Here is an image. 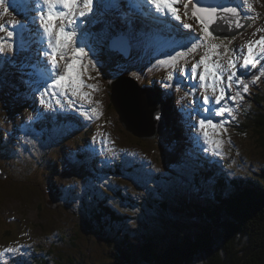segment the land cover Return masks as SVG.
<instances>
[{
  "label": "rangeland",
  "instance_id": "obj_1",
  "mask_svg": "<svg viewBox=\"0 0 264 264\" xmlns=\"http://www.w3.org/2000/svg\"><path fill=\"white\" fill-rule=\"evenodd\" d=\"M207 1L208 0H199V6H208ZM103 2L107 3L110 10H116L117 14L121 16L124 15L129 21L138 20L137 26L138 31L140 32H144V27L151 30L156 26H159V22L155 21L150 15L145 14L146 11L142 10L144 13L140 14L128 13L135 10L138 2L134 3L132 0H116L114 2L112 0H93L92 7L95 8ZM193 2L195 3V0H193ZM232 2L235 7H238V9L242 2L241 10L246 13L245 17L252 21L251 26L246 32L243 34L240 33L241 35L239 36L236 35L227 39H209L204 41L203 45L198 47L195 52H188L184 57H178L175 63L162 65L159 61L169 60V57L176 55L177 51L186 52L187 48L192 43H200V41L191 37L190 43H187L188 41L186 39L185 42L187 44H184L179 38H177V40H169V38H167L168 41L162 43L157 42L152 45L151 48L149 47V50H154L150 51V55H155V52H158V55H155V59H150L148 56L149 51L141 46L143 40H145L143 35H140V37L137 36L135 39L134 37L122 33L111 32L105 27L97 25L96 19L98 18V11L95 10L90 16L86 15L85 17L76 20L80 10H84V12L87 11L84 8L83 0H79L74 15L69 17V19L74 22L72 25L67 24L65 30L69 32L75 31L76 36L73 39L76 40L77 43L74 46L77 44L84 46L85 52L88 53L87 56L81 58L82 66L78 68L83 83L92 86L83 87L81 89V93L87 94L88 99H82L80 95H73L70 89L67 91V95H64L59 89L49 87V85L52 84V81L56 78L57 73L64 74L65 64L69 61L65 62V60H61L60 57L57 56L59 68L47 74H44L43 72V69L51 67V63L48 66L41 63L40 50H42L41 53L43 56L46 55L45 53L47 52L49 53L47 56H50L51 58V49L46 42L41 43L42 47H39L38 45L40 39H38L37 28L40 27L43 29V27L40 21L41 12L40 14L36 13L34 8L36 6L41 7L42 5L37 4L36 0H28L27 7L24 9H13L10 7L13 12L23 16L22 19L18 21V26H15L16 19L14 17L9 16L8 14L5 15L3 9H0V24H2L5 29L4 31H0V38H3L7 45H12L13 49L9 50V48L6 47L3 52H0V58L5 65L3 67L4 69H9L17 79L16 85L19 83L21 89H23L21 85L25 87L24 90L27 91L26 96L29 101L32 102V106L28 107L29 109L26 108L25 102L24 104L21 102L20 106L15 107V102L18 97L17 91L15 88H10L6 85L4 79H2L4 69L1 70L0 168L5 173V180L0 181V184L4 183V185H0V251H3L8 247L18 249V251L6 253L4 257L0 258V264H21V259L18 260L21 256H23L22 259H24L25 262L29 263L30 256L26 253L24 254V250L39 251L42 249H49L52 244H55V246L60 245L59 248H63V253L67 256H77L78 261L79 259L82 260V258H80V252L83 251L90 257L89 260L84 259L87 263L96 262L98 255H100V252H98L96 257V253L93 252L97 246V241L96 239H93L92 236H88V234L82 231L81 228L84 227L88 217L80 214V211L77 213L74 207L77 205L83 206L82 203L87 201L86 197L88 195H98L101 198L103 195L102 192L89 187L84 179L89 178L91 181L99 180V178L95 179L93 176L94 170L92 169L91 162L88 161L89 164L84 162L82 163V166V157L75 155L83 154L90 160L93 157V154H100V161H103V156L106 157L105 161L102 162L103 166L105 163H109L111 159H115L114 163H119L121 161L128 163L131 161L135 163V165H141L143 167H136V174L143 175L147 178L155 176L154 178L156 179L152 184L149 186L146 185L145 188L147 189L142 188L145 184L144 182L137 180V178H127L125 175L119 174L116 176L114 172L112 173V176L114 175L112 178H118L109 183L104 181L105 185H101V187H104L106 193L109 194L107 196L108 200H111L114 196V187L121 183H124L122 186L127 192H134L132 195L133 197L136 194L138 197L142 195L139 201L140 203L137 204L139 206L137 209L138 213L133 212V209H131V207L135 205L134 202H128L129 205L125 204L124 206L117 203L122 214L131 210L128 212L130 217L136 218L138 215L141 217L140 220L134 219L133 222L136 227L140 225L142 227L152 228L153 224L157 223V220L159 219L158 213L163 214L156 204L153 207L152 202L154 198L157 196L158 198H161L160 194L165 193L167 189L172 190L182 184L190 185L192 181L187 175H185V177L184 175L178 176V174H172L176 168V164H173L170 152H173L176 155L173 156V159H178V157H181V154L177 155L175 151L178 147H175L171 140L170 127L168 128L167 133H165L166 131L160 132L165 129V126L160 119H156V116L150 118L149 116L151 114L148 113L146 117H143L142 119L140 115H137V118L141 120L139 122H141L142 125L135 127V129L141 132H149L152 136L146 137L145 139L147 140H141L132 136L133 134L127 130L128 124L120 120V118L126 116V108L132 107L129 101L131 93H126V99L122 101L124 94L123 91L120 92L117 103H121L123 110L119 116L118 111L115 110L118 108L109 105L111 102V99L109 98L111 89L106 86L108 84L107 78L104 76L103 79L102 77V91L97 89L98 86L96 83L86 78L90 73L102 75L104 72H107L105 65H103L105 61L102 58V48L99 46L98 41H96L94 45L90 40L82 42L85 40L86 30L96 28L101 31H106L118 38L128 37L131 39L133 42H129L128 46L132 47L135 43L139 51V56L131 64V67L123 62H108V70H118V72L121 70L123 71L120 72L122 74L113 77L115 81H118L122 77H126L129 80V84L126 86L128 90L131 88H139L146 92H153L160 95L161 98L163 97L167 105L170 104L174 114L178 113L176 109L181 111L180 113L185 112L192 125L190 128L197 129L195 125H199V120L202 119V116L198 113H200V110H202L204 106V103L201 100V94L204 93V95H208V91L212 92L216 99V97L221 95L220 88H224V98L219 104L215 103L214 99V105H212L210 109L211 111H217V109L219 110L221 107L232 109V115L227 113V116L230 119H234V117L238 115L241 118V116H244V113L251 108L249 103L252 94L249 91L245 93L243 92L242 85L235 84L229 89L227 77L231 70L228 69V60H236L237 67L239 68V65L243 62L240 58L241 53L240 51H237L236 54L233 55L232 50L242 49L243 54H247V48L245 45L250 40H258L261 36H264V0H251L253 11L248 10L247 6L243 4V0H232ZM176 8L178 9L180 21L172 18L170 14L166 17H162L161 20L176 24L180 30H184L183 24H190L192 26V31L187 30L189 34H194L196 38L203 36L199 23L194 17H191L193 5L189 4L186 10L184 3L182 2L176 4ZM42 9L45 12L47 11L46 7ZM186 11L188 15H185ZM23 18H26L25 22ZM89 22H91V24H89ZM56 23L60 24L59 21ZM31 24L36 27L33 29ZM83 27H88V29L82 31ZM175 29H177V27H175ZM258 29L261 31H257ZM22 30L24 33H30L28 35L35 40V42H33L35 51L22 43L21 37L18 35ZM171 30H174V28ZM8 32H13V37L9 38L7 35ZM81 33L82 38L78 36ZM253 33H255V35H253ZM174 41H179V43H175ZM212 44L219 45L220 47L218 48L219 55L213 56L210 63H219L223 66L222 78L224 81L223 84L216 83L215 92L212 90L213 83H210L209 81L206 90L205 87L202 86L199 74L203 72V66L198 68L197 75L191 77L192 66L196 64L206 52H209V45ZM22 45L30 51L29 54L25 56L23 55ZM109 57L112 59L113 54H110ZM28 58H35V60L31 61L30 65H27L26 61L24 63V59ZM43 58L45 59V57ZM90 60L92 63H89ZM153 60L158 62H154ZM93 64L95 65V68H93ZM110 64L111 66L109 67ZM260 64L261 66L264 65V60H261ZM259 70H264L259 68V63L256 65V68H250L249 70L240 69V74L244 76L248 73H252L248 79H245V82L249 84L250 90H255L262 81L261 79L252 83V81L249 80H253L255 74ZM126 72L127 74H125ZM169 75L173 76L172 80L168 79ZM177 82L179 84H188V86H191L192 83H197L199 85L190 89L187 88V86L184 89L179 87ZM33 84H36V90H31V88L35 89V87L32 86L30 88V85ZM163 85L166 87H163ZM169 86H171L170 89L168 88ZM93 87L96 89L95 91L93 90ZM157 88L159 89V92L156 91ZM237 91L241 92L243 100L237 99L234 101L231 99V97L236 95ZM160 93H163V95ZM37 95L39 96L38 100L36 99ZM171 95L174 98L171 97ZM169 99H171V101ZM227 100H229L228 104H226ZM37 101L39 107H35ZM93 109H96L95 113L92 111ZM15 110L21 111L17 116L19 121L18 128L14 119ZM60 110H62V114L59 112ZM189 112H193L194 116L193 114H188ZM97 114H99L98 118ZM215 115L219 116L217 114ZM224 116L223 114L221 115V117ZM68 117L74 118L68 119ZM182 117L185 118L183 114ZM147 118L153 119L150 120L152 125L146 124ZM203 118L211 119L213 123L217 124L220 122V120L211 117L209 113L203 116ZM32 126L34 127L33 129L39 132H33ZM75 128L77 130L74 132L73 129ZM19 129L22 131V134L26 133V135L25 137L19 136V143L17 145V147L19 146V149H16L15 141ZM64 129H66V134L59 138H51L41 135L42 130H48L46 131L48 134L53 133L54 135L60 136ZM207 131L210 139L217 140L215 130L207 129ZM156 134H159L160 136L158 139L153 140V137ZM76 135H79V137L74 139ZM31 136L36 137L37 140L31 139ZM201 136L203 143H207L202 131ZM239 140L241 141L243 149L240 150V148H237L238 150L235 151L236 157L239 158L242 154L247 155L250 159L247 160L248 164L260 161L248 151L246 148V142L241 140V138H239ZM77 141H80L83 146H77ZM105 147H107L108 150H104L103 148ZM210 148H213V145L208 147V149ZM258 151L261 153V150ZM195 152L196 151L194 150V153ZM218 152L221 153V149H219ZM130 154H138L141 157L145 156V160L152 166L149 167L145 165L144 162L139 159L134 161L133 157L135 156ZM198 156L200 159H203L199 154ZM95 160L96 158L93 161ZM205 161L207 162V160ZM263 161L264 160L262 159L260 162L262 163ZM127 165L134 166L129 163ZM234 167L237 166L233 164V167H231L232 170H229L230 174L229 172L223 173V178L218 177V175H216L218 171H215L214 175L212 177L210 176L207 183L204 181V196L212 194L221 199H228L229 193L227 195L224 188H229V190L233 191L234 189H232L231 184L234 182L237 183V181H243L241 178L245 179L247 175H249L242 174L240 176L232 174ZM170 168L171 173L164 172L165 169L169 170ZM235 171L237 170L235 169ZM254 173L258 174L259 172L255 171ZM173 176L178 177L175 179ZM100 180H102V178ZM51 186L58 189V198L52 194L50 190ZM33 189H35V191H33ZM59 189L61 190V193ZM49 190L51 194H49ZM186 190L184 197L188 198L189 194L193 197L198 195L201 197L203 196L200 194V190L194 191L192 186ZM122 196L125 195L123 194ZM120 198L121 197H118V199ZM50 199H53L52 201L57 204L55 206V204L50 201L49 205H47L50 208H56L51 209L53 212L46 207V203ZM193 201L197 202L198 200L193 199ZM125 203H127V201ZM99 205L100 200H98L97 207H100ZM104 206L108 207V204ZM108 208L110 209V212L114 211L112 205ZM124 217L127 218L126 229H131L132 224L130 223L128 216L124 215ZM163 217L165 221L171 220V217L164 215ZM103 235L105 236L104 233ZM74 240H77L78 243H75ZM71 241L73 243L70 247ZM65 254L64 256L67 257ZM9 255H14L15 258L19 257L17 259H12ZM55 257H57V254L53 256V258Z\"/></svg>",
  "mask_w": 264,
  "mask_h": 264
},
{
  "label": "trees",
  "instance_id": "obj_2",
  "mask_svg": "<svg viewBox=\"0 0 264 264\" xmlns=\"http://www.w3.org/2000/svg\"><path fill=\"white\" fill-rule=\"evenodd\" d=\"M170 34L173 36L183 33L174 28ZM114 74L118 75V72ZM261 79L255 90L249 89L252 94L249 103L251 108L244 113L245 117L236 116L230 122L225 121L223 128L227 129L226 133L220 132L217 135L215 131L217 140L223 142L222 152L214 159L204 153L207 162L198 156L201 146L197 136L201 130L199 125H196L197 133L185 128L178 122L177 118L180 121V116L174 114L170 104L168 105L169 114L173 115L175 120L170 127L171 134L173 131L171 140L175 147H178L175 149L177 155L181 154L178 159H173L176 155L170 152L173 164H176L172 174L187 175L192 181L190 185L182 184L172 190L167 189L165 193L160 194L161 198L158 196L154 198L153 207L156 204L163 214L158 213L159 219L152 228L137 224L139 228L136 227L133 221L140 220L141 217L139 215L136 218L130 217L128 212L131 210L122 214L117 203L124 206L129 205L128 202H134L135 205L131 209L138 213L137 204L140 203L142 195L138 197L136 194L133 197L134 192H127L122 186L124 183H121L113 189L114 199L108 200L107 193L103 199L98 195H88L87 201L82 203L83 206L74 207L76 212L80 211V214L88 217L81 228L97 241L93 252L96 253V257L98 252L100 255L96 262L87 263L84 259L89 260L90 257L83 251L80 252L82 260L78 261L77 256H67L63 253V248L55 244L49 249L39 251L24 250V254L28 253L30 256L29 263L22 259L23 256L9 257L21 259V264H264V161L260 162L264 160V78L260 77L259 80ZM158 90L157 88L156 91ZM109 105L111 106L112 102ZM238 137L246 142L248 151L260 161L248 164L247 160L250 159L247 155L236 157L237 148L243 149ZM258 150H261V153ZM233 164L237 167H234L232 174L250 176L247 175L246 180L241 178L243 181L232 183L233 191L224 188L226 194L229 193L228 199H221L212 194L204 196V181L207 183L215 171H218L216 174L218 177L223 178V173L232 170ZM91 166L95 177L102 178L106 183L118 178L113 179L112 172L116 176L119 174L127 178H137L144 182L143 189H147L146 185L149 186L156 179L155 176L147 178L136 174L137 170L128 166L121 170L101 168L92 163ZM170 170L171 168L165 169L164 172L171 173ZM255 171L259 173L256 174ZM178 176L173 177L176 179ZM191 186L194 191L200 190L203 196L198 195L196 198L189 194L188 198L184 197L186 189ZM101 188L104 190V187ZM50 190L53 195L59 197L56 187L51 186ZM123 194L125 196H122ZM98 197L100 207H97ZM193 199L198 201L194 202ZM107 204L108 207L112 205L114 211L110 212V209L104 206ZM124 215L128 216L132 224L131 229H126L127 218ZM163 215L171 217V220L165 221ZM74 242L78 243L77 240ZM72 243L71 241L70 247ZM56 254L57 257L53 258Z\"/></svg>",
  "mask_w": 264,
  "mask_h": 264
},
{
  "label": "snow or ice",
  "instance_id": "obj_3",
  "mask_svg": "<svg viewBox=\"0 0 264 264\" xmlns=\"http://www.w3.org/2000/svg\"><path fill=\"white\" fill-rule=\"evenodd\" d=\"M37 4L42 3L46 6L47 11L45 12L41 9L40 21L44 30V34L48 38V47L51 49V69L54 71L59 68L57 63V56L61 60L67 59V52L70 49L72 53L71 62H66L64 74H56V78L52 81V84L49 87L53 89H59L62 94L67 95V91L70 89L73 95H80L82 99H88L87 94L81 93L83 87H92L85 85L81 79L80 72L78 70L81 67V58L87 56L88 53L85 52L84 46L77 44L74 47H70L73 43V38L76 36L75 31H66V24H71L73 21L69 19L71 15H74L76 6L79 3V0H36ZM184 3V7L187 10L188 5L192 4L191 17H194L200 25V30L203 33V36L197 37V40L200 43H192L186 50V52L177 51L176 55L170 56L169 60L159 61L162 65H167L170 63H175L178 57H184L188 52H195L198 47L203 45L204 41L209 39L215 40L219 39L218 36L214 34L213 31L209 30V26L215 24L217 20H228L231 18V25H234L236 28H242L244 25L240 22L241 13L238 10V7H227L222 5L217 6H199V0H147V3L152 5L156 15L153 19L157 22H160L162 17H166L169 14L177 21H180V16L178 14V9L175 7L178 3ZM84 8L88 11H92L93 0H83ZM28 0H0V9H3L5 15L8 14V9L11 7L13 9L21 8L24 9L27 7ZM243 4L247 6L249 11H253L251 0H243ZM221 13L225 15H221ZM84 15V12L80 13ZM185 15H188L187 11ZM190 17V18H191ZM60 22L59 28H57L56 22ZM230 25V26H231ZM183 28L189 31H192V26L190 24H183ZM4 26L0 24V31H4ZM257 31H261L258 29ZM8 37H13V32L7 33ZM255 35V33H253ZM22 38V36H21ZM181 39H189V37L184 36ZM179 43V41H174ZM12 49V45H7L3 38H0V52H3L5 48ZM219 45H209V52H206L200 60L194 64L191 68V73L193 76L197 75V70L200 66H203V72L199 74V79L202 82V86L207 89V81L209 78L214 82L212 86L213 92L216 91V83L223 84L222 78V65L219 63H210L213 56L219 55L218 48ZM245 47L247 48V54H243V50H232L233 55L237 51H240L242 59V64L237 67V61L233 59L228 60V69L231 70L230 74L227 77L229 89L232 85H242L243 92L247 93L249 91V84L245 82V77L240 74V69L249 70L250 68H256V65L260 63L261 60H264V36H261L258 40H250ZM48 55L49 53H45ZM89 63H92L90 60ZM86 67V66H85ZM264 69V65L261 66ZM93 68L95 65L93 64ZM260 76H264V70L260 72ZM260 76H254L252 83H255L260 79ZM169 80L173 79L172 75H169ZM93 90L96 89L93 87ZM221 95L216 97L215 103L219 104L220 101L224 98V88H220ZM232 100H243V96L240 91L236 92V95L231 97ZM43 103V101H42ZM204 105L212 103L209 97L205 96L203 100ZM205 111L209 109L205 108ZM228 111L229 115H232V109H225L221 107L217 111V115H222L225 111ZM94 113L96 109L92 110ZM99 114H97V118ZM91 118V117H88ZM159 115L156 116V119H159ZM199 128L202 131V134L205 138V141L213 145V153L219 154L218 150L222 148L223 142L221 140H213L209 138V133L207 129H213L216 131V134L219 135L220 132H227L226 128H223L222 124L213 123L211 119L202 118L199 120ZM230 142V141H229ZM18 251L15 248H5L3 251H0V258L4 257L6 253H13Z\"/></svg>",
  "mask_w": 264,
  "mask_h": 264
},
{
  "label": "bare ground",
  "instance_id": "obj_4",
  "mask_svg": "<svg viewBox=\"0 0 264 264\" xmlns=\"http://www.w3.org/2000/svg\"><path fill=\"white\" fill-rule=\"evenodd\" d=\"M134 3H137V5H139V6H137V8H136V12H142V10L143 11H146V14H150L151 15V11H150V9H148V8H144L143 7V5H142V3H141V1H145V0H132ZM223 1H225V2H227V4H228V7H234V5H233V2H232V0H223ZM218 2H219V0H212V4H214V6H217V4H218ZM40 5H42L41 7H39V6H36L35 8H34V11L36 12V13H40L41 11V9L42 8H45L46 6H44L42 3H40ZM241 7H242V2H241V5H240V7H239V11H240V13H241V17H242V19H240V22L241 23H243V21H250V25L247 27V29L251 26V24H252V21L250 20V19H248V18H246L245 16H246V13L244 12V11H242L241 10ZM81 11V10H80ZM80 11L78 12V13H80ZM152 16V15H151ZM195 19V18H194ZM227 24H228V26H230L231 25V19L230 20H227ZM32 25V24H31ZM231 28H236L234 25H231L230 26ZM144 29V31H148V29H146L145 27L143 28ZM177 29H179L178 27H177ZM236 29H238V28H236ZM246 29V30H247ZM180 30V29H179ZM210 30V29H209ZM246 30H244L243 32H241L242 34L244 33V32H246ZM174 30H170V31H168L167 33H166V36H167V38H169V40H177V38H179L180 39V41H182V42H184V44H187V43H190V41H191V37H194L195 39H197L196 38V36H194V34H189L188 32H187V30H180V32L181 33H183V34H181V35H171L170 33L171 32H173ZM37 32H38V34H40V35H42V33H43V30L42 29H40V28H37ZM36 32V33H37ZM187 32V33H186ZM239 35H241L240 33L237 35V36H239ZM184 36H187V37H189V39H187V43L185 42V40L186 39H181V37H184ZM234 37V36H233ZM219 38H221V37H219ZM228 38V37H227ZM226 38V39H227ZM229 38H232V37H229ZM226 39H224V40H226ZM129 50V49H128ZM130 51V50H129ZM150 51H154V50H150ZM156 51V50H155ZM48 60H49V58L48 57H45V59L43 58V57H41V59H40V61L43 63V64H47V62H48ZM154 62H158V61H156V60H153ZM1 65H2V67H1ZM3 66H5L3 63H2V59L0 58V73H2L1 72V70H3L4 69V67ZM259 68H262L261 67V64L259 63ZM262 70H259L256 74H255V76H260V72H261ZM3 74V73H2ZM125 74H127V72L125 73ZM251 74L252 73H248V74H246L244 77H245V79H248L250 76H251ZM193 75H191V77H192ZM197 77V76H196ZM261 78H264V76H260ZM2 79H4L3 77H2ZM197 79H198V77H197ZM254 79V78H253ZM249 80H251L252 81V79H249ZM248 80V81H249ZM208 81L210 82V83H214L212 80H211V78L210 79H208ZM208 81H207V84H208ZM177 85L179 86V87H182V88H184L185 89V87H187L188 86V84H183V83H178L177 82ZM199 84H197V83H192V85L190 86H188L187 88H193L194 86H198ZM32 87H35L34 85H32ZM163 87H166V86H164L163 85ZM169 89L171 88V86H169L168 87ZM141 90V89H140ZM206 90V89H205ZM131 93V96H130V98H129V101H130V104L131 105H133V104H135V103H138V104H136V105H134L133 106V109H134V112L133 113H131V115L130 116H124L123 118H120V120L121 121H123V122H125V123H131V122H133L134 120L135 121H141V120H138V118H137V115H140L141 117H142V119H143V117H145L144 115H146V113L149 111H152V112H156V114H158V113H160L161 112V109L159 108V103H164V105H165V107H166V109H167V114L169 115V113H170V110L168 109V105H167V103L165 102V100L163 99V97L161 98V96L160 95H158V94H156V93H153V92H148V93H150V94H153V95H156L159 99H157V100H154V99H152L151 97H147V96H145V95H143L142 93H140V92H138V91H135V90H133L132 92H130ZM164 93H165V91H164ZM208 95L206 94V95H204V93L203 94H201V100H202V102H203V100H204V97L205 96H207V97H209L210 98V100L212 101V103H210V104H208V105H204L203 106V109L202 110H200V112L202 113V118H203V116H205L207 113H209V115H211V117H213L214 119L216 118L217 120H220V122H219V124H222L223 125V123L225 122V121H228V122H230V120H232V119H230L228 116H227V113L226 112H224L223 113V116L224 117H221V115H219V116H216L215 114H216V112L218 111V109H217V111H211V106L212 105H214V99H215V95H213L212 94V92H210V91H208ZM128 94V93H127ZM161 95H163V93H160ZM171 97H173L172 95H171ZM174 98V97H173ZM172 98V99H173ZM174 100V99H173ZM113 101V99H111V102ZM175 101V100H174ZM229 103V100H227V103L226 104H228ZM234 104V103H233ZM112 106L114 107L115 105L113 104V102H112ZM205 108H207V109H209L208 111H205L204 109ZM116 111H118V114H119V116H120V114L122 113V106H120L118 109H115ZM184 111H186L185 109H183ZM176 111L178 112L176 115H179L180 116V121H179V118H178V122H181L183 125H184V127L185 128H188L190 131H193V132H195V133H197L198 132V127L196 126V128L197 129H195V128H190L192 125L190 124V120H189V118H187V117H182V113H180L181 111H179V110H177L176 109ZM227 111V110H226ZM155 114V115H156ZM191 114H193V116H194V113L193 112H191ZM239 116V115H238ZM236 117V116H235ZM234 117V118H235ZM226 123V122H225ZM146 124H148V125H152V122L151 121H147V123ZM169 127H171V124H169L168 123V127H167V130H168V128ZM128 130V129H127ZM167 130H166V132L165 133H167ZM130 132V131H129ZM130 133H132V132H130ZM199 134L197 135L198 136V138H199V140H200V144H201V146H200V151H199V154H200V156H202L203 158H204V160H207L206 159V157H205V155H204V153H206L207 154V156H209V155H211L212 156V158L214 159V157L215 158H217L216 156H218V154H216V155H214V153L212 154L211 152H213V148H210V149H208V147L209 146H211V144H209V143H203V139H202V136H201V130L198 132ZM133 134V136L134 137H136V138H138V139H141V140H147V139H145V138H141V137H139V136H137V135H135L134 133H132ZM164 135V134H163ZM160 135L159 134H156L154 137H153V140H156V139H158V137H159ZM189 144V143H188ZM96 148V147H95ZM104 150H108V148L107 147H105V148H103ZM98 151V150H97ZM100 151V150H99ZM193 153H194V151H193ZM100 155V154H99ZM99 155H95V154H93L92 156V158L90 159V160H88V161H90L92 164H95L96 166H100L101 168H104V167H110V168H112V169H119V170H121L123 167H126V166H128V167H133V168H135L136 169V167L137 168H139V167H142L141 165H135V163H133V162H128L129 164H132V165H134V166H129V165H127L128 163L127 162H125V161H121V162H119V163H114V160L115 159H111L110 160V162L109 163H105L104 164V166H103V164H102V162L103 161H105V159H106V157L105 156H103V161H100V158H99ZM120 155H122V154H120ZM130 155H133V156H135V157H133V160L135 161L136 159H139V160H141V161H143L144 162V164L145 165H147V166H152L149 162H147L146 160H145V156H140V155H138V154H136V155H134V154H130ZM96 158V160L95 161H93L94 159ZM199 159H200V157H199ZM120 163H122V164H120ZM127 163V164H126ZM224 163V162H223ZM118 164H120V165H118ZM1 166V165H0ZM143 168V167H142ZM191 168V167H190ZM113 173V172H112ZM5 173H4V171L0 168V181H3V180H5ZM94 176V178L96 179V177H95V175H93ZM105 176V175H104ZM49 194H50V190H49ZM53 199H50L47 203H46V207H48L47 205H49V202L51 201L53 204H55V206L57 205L56 203H54V201H52ZM50 210L51 209H56V208H50V207H48ZM24 249V248H23ZM28 254V253H27Z\"/></svg>",
  "mask_w": 264,
  "mask_h": 264
},
{
  "label": "water",
  "instance_id": "obj_5",
  "mask_svg": "<svg viewBox=\"0 0 264 264\" xmlns=\"http://www.w3.org/2000/svg\"><path fill=\"white\" fill-rule=\"evenodd\" d=\"M208 6H214V4H212V0H208L207 1ZM217 5H222V6H227L228 4L227 2L223 1V0H219ZM221 15H225L223 13H221ZM231 18H229L228 20H230ZM244 25V27L242 28H231L230 26H228L227 24V20H217V22L215 24H212L209 26L210 31H213L214 34L218 37L221 38H229V37H233L238 35L239 33L243 32L244 30L247 29V27L250 25V21H243L242 23ZM120 40H124V42L120 41ZM96 41H98L99 46L102 48V58L105 61L103 65H105V69L107 70V72H102V75H97L95 73H90L86 76L87 79H89L90 81L94 82L97 84L99 90L102 91V77L104 79V76L107 78L108 84L106 86L109 87L110 90V99H113V104L116 106V108H119L121 105V103H117L118 100V96L120 94L121 91H123V98L122 101L124 99H126V93H130L133 90L138 91L140 93H142L145 96H149L154 100L159 99L156 95L150 94L144 90H140L139 88H131L130 90H128L126 88V86L129 84V80L125 77L120 78L118 81H115V79L113 77H116L117 75H115V72H118V70H108V62H123V63H128V61H130V59H132L133 54H132V48L128 46V40L127 39H111V38H107V37H100L97 40L94 41V43H96ZM133 47V46H132ZM128 48L130 49V51L128 50ZM113 54V58L110 59L109 55ZM111 66V64L109 65V67ZM124 70V69H123ZM120 72H123L122 70ZM120 72H118V75L121 74ZM110 80V81H109ZM113 85V87H112ZM109 91V90H108ZM139 103V102H138ZM135 103L132 105V107H127L126 111H125V115L126 116H130L131 113L134 112L133 106L138 104ZM159 108L161 109V112L156 114V112H152V111H148L146 113V115L148 113H150L151 115L149 116L150 118H153L154 116L157 115H162L159 116L161 118L160 121L164 124L165 129L161 130L160 132H165L167 130L168 127V114H167V109L164 105V103H159ZM156 114V115H155ZM145 115V117H146ZM139 120V119H138ZM153 119H149L147 118L146 121H150ZM127 129L134 133L135 135L141 137V138H146V137H151L152 134H150L149 132H141V131H137L135 129V127L141 126V122L139 121H133L131 123H127ZM159 132V131H158ZM159 132V133H160ZM154 136V135H153Z\"/></svg>",
  "mask_w": 264,
  "mask_h": 264
}]
</instances>
